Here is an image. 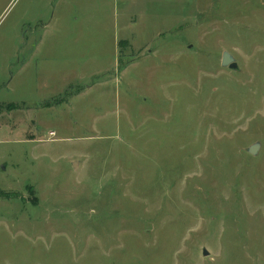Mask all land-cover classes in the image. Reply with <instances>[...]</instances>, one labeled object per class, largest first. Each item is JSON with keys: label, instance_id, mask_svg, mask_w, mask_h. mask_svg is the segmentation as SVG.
<instances>
[{"label": "rangeland", "instance_id": "1", "mask_svg": "<svg viewBox=\"0 0 264 264\" xmlns=\"http://www.w3.org/2000/svg\"><path fill=\"white\" fill-rule=\"evenodd\" d=\"M0 264H264V0H0Z\"/></svg>", "mask_w": 264, "mask_h": 264}, {"label": "water", "instance_id": "2", "mask_svg": "<svg viewBox=\"0 0 264 264\" xmlns=\"http://www.w3.org/2000/svg\"><path fill=\"white\" fill-rule=\"evenodd\" d=\"M221 65L226 66L232 70L238 69V65H237L234 57L228 51L222 52ZM259 146H260V142H254L246 148V151L252 155H256V153L259 149ZM72 165L74 166L75 162H73ZM203 254L204 255L208 254L206 249H203Z\"/></svg>", "mask_w": 264, "mask_h": 264}]
</instances>
